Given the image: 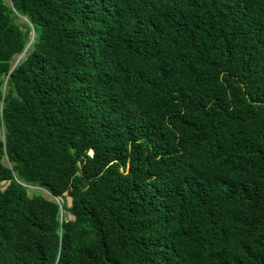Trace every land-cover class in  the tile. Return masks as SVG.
<instances>
[{"label": "trees", "instance_id": "obj_1", "mask_svg": "<svg viewBox=\"0 0 264 264\" xmlns=\"http://www.w3.org/2000/svg\"><path fill=\"white\" fill-rule=\"evenodd\" d=\"M0 127V264H264V0H0Z\"/></svg>", "mask_w": 264, "mask_h": 264}, {"label": "rangeland", "instance_id": "obj_2", "mask_svg": "<svg viewBox=\"0 0 264 264\" xmlns=\"http://www.w3.org/2000/svg\"><path fill=\"white\" fill-rule=\"evenodd\" d=\"M19 21H25V19L24 18H21L20 20H18V22ZM18 56V57H17ZM23 56H22V54H18V55H16V56H14L13 58H12V65H14V64H16V62L18 61V59H21ZM0 133H1V135L3 134V130H2V128L0 127ZM4 163H7V161H6V159H4ZM38 190L44 195V196H46V197H49V198H52L53 200H55V201H60V199L61 198H53L51 195H50V193L49 192H47L46 190H43V189H40V188H38ZM64 197H65V201H66V204H67V206H69L70 205V203H71V200H70V197L67 195V194H64ZM64 214L66 215V217L67 218H72V216L69 214V213H67V212H65L64 211Z\"/></svg>", "mask_w": 264, "mask_h": 264}, {"label": "bare ground", "instance_id": "obj_3", "mask_svg": "<svg viewBox=\"0 0 264 264\" xmlns=\"http://www.w3.org/2000/svg\"><path fill=\"white\" fill-rule=\"evenodd\" d=\"M18 57V56H17ZM19 60V59H18ZM17 64V63H16Z\"/></svg>", "mask_w": 264, "mask_h": 264}]
</instances>
